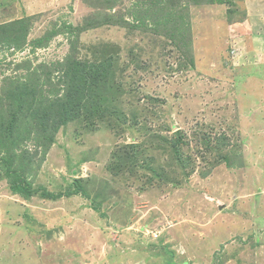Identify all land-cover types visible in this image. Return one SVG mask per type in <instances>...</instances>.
Here are the masks:
<instances>
[{
    "label": "rangeland",
    "instance_id": "1",
    "mask_svg": "<svg viewBox=\"0 0 264 264\" xmlns=\"http://www.w3.org/2000/svg\"><path fill=\"white\" fill-rule=\"evenodd\" d=\"M239 1L0 0V264H137L129 241L264 264L260 240L167 242L264 211V28Z\"/></svg>",
    "mask_w": 264,
    "mask_h": 264
},
{
    "label": "crops",
    "instance_id": "2",
    "mask_svg": "<svg viewBox=\"0 0 264 264\" xmlns=\"http://www.w3.org/2000/svg\"><path fill=\"white\" fill-rule=\"evenodd\" d=\"M237 5L238 6L236 8L240 10L241 13L244 12L245 14L244 16L247 17L248 20H250V23L252 26L256 25V27L258 28L263 26L264 28V0H241L238 2ZM239 186L240 185L236 184L235 192H234L235 197L239 193V190H238ZM231 200L232 201L234 200L233 197L231 198ZM226 203L225 202L221 203V206L226 207L227 205ZM227 206H229L227 208L233 207L232 204L227 205ZM263 206L261 207L264 208ZM223 207L221 210L219 209L221 207L217 209H213L210 206L209 210L207 211L209 212V215L205 216L204 223H196L197 235H196V232H195V235L197 236V240L195 244L192 245L193 240H167V242L172 243L174 245L177 242L182 243L183 241H185L184 246L187 244V245H190L191 249L195 248V249L200 250L203 247V244H202L203 242H201L198 239H201L202 236H204V234L211 233V236L212 237L214 236V240H212L213 244L210 250H217V251L221 250L222 252H227L228 254H230V251L231 250L233 251V248L235 247L234 245L236 243V240H243V241L253 240V242L260 240L259 242L262 244L260 246L264 247V211L262 213L260 206H257L256 203H254V205L252 206L253 209L251 208L250 210L249 209L244 210V213H245L244 215L241 210H238L236 208L234 211L231 210L228 212H223ZM203 213L205 214L206 211H203ZM204 214H203V217H204ZM211 214L213 215L212 217H211ZM224 215H227V216H224ZM240 215L246 216V218H243V221L246 226H244L243 223L241 222L240 219H242V217ZM177 224H178L177 222L174 223L175 226ZM180 226H182V224ZM192 226H195V224ZM222 228L227 229V232L225 234L226 236L216 234ZM192 236L194 237L193 234ZM240 237L242 238L240 239ZM130 238H133V237H130ZM205 241H208V240H205ZM130 243L131 242L129 241L127 246L125 247L127 248L126 250H128V252H124L127 255V258L138 260L136 262L137 264H139L140 262H141L140 264H144L145 263L144 262L145 261V249L141 248L143 251L138 250V252L135 253L137 247L131 246ZM118 245L121 246V244H118ZM141 247L143 246L141 245ZM177 252L180 253L182 251L178 250ZM114 254L118 256V251H115ZM228 256L229 255H227V257ZM190 260L196 262L197 257H192ZM183 264H187V263L184 262Z\"/></svg>",
    "mask_w": 264,
    "mask_h": 264
},
{
    "label": "trees",
    "instance_id": "3",
    "mask_svg": "<svg viewBox=\"0 0 264 264\" xmlns=\"http://www.w3.org/2000/svg\"><path fill=\"white\" fill-rule=\"evenodd\" d=\"M26 109H28V111H30V114H31V117H35L37 115L36 113V108H33V107H26ZM33 111V112H31ZM19 116V115H18ZM17 118L14 119V121H16ZM13 122V120H12ZM64 121L60 120L59 123H63ZM26 125V124H25ZM16 129L14 130H10L11 131V135L15 132ZM57 130V128H54V131ZM17 168H15V171H14V174L17 173ZM13 173V172H12ZM13 190L16 191L17 193L20 192V194H22L25 190H27V188L24 186V185H21V184H17V185H13ZM28 193V192H27ZM26 193V194H27Z\"/></svg>",
    "mask_w": 264,
    "mask_h": 264
}]
</instances>
